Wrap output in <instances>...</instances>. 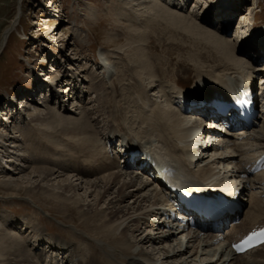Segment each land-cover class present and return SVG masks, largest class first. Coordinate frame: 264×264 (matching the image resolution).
Masks as SVG:
<instances>
[{
  "label": "bare ground",
  "instance_id": "bare-ground-1",
  "mask_svg": "<svg viewBox=\"0 0 264 264\" xmlns=\"http://www.w3.org/2000/svg\"><path fill=\"white\" fill-rule=\"evenodd\" d=\"M200 2L204 3L203 0H200ZM220 3L219 5L226 7L225 10L220 12L214 11V17L219 19L217 23L213 22L212 19L210 20L208 16L196 14V12L193 15H184L186 11L183 12V10L189 5L187 0H165L151 5L146 3L148 9L147 7H141V5L137 6L140 7L137 9L138 11L142 9L143 11L144 9L150 11V13L146 12L148 13L147 16L144 15L145 13L141 15L145 16L142 19L143 22L138 19L141 24L143 23L148 28L152 24H157L165 31L173 32L174 35L175 33L181 34V38L186 37L188 41H191L194 52L189 56V60L194 63L193 68L197 71L196 73H199L198 69L207 68L201 65L199 68L196 66L206 59L217 63L216 68L214 67L215 70L204 71V74L192 82L194 85L191 90H187L179 82V78L172 73L175 65L172 64L173 59L169 58V55L165 62L154 60V63H151L147 57L148 51H143L142 46H136V42L139 45L144 44L147 46L149 44L148 36H145V38L142 32L134 37L135 40L134 38L126 40V50L123 52H128L126 60L127 63H132L130 68L133 72L127 71L116 78L117 84L122 83L123 88L118 91L119 88L117 89L116 84L110 88L111 90L107 86L94 87L95 92L100 87L106 89V91L110 90V92H106V98L103 102H97L101 105V110L93 111L94 113L83 110V116L79 117L78 113L76 114V112L70 110L61 112V109L57 111L55 108H51L45 113V116L40 117L41 115L37 112L39 111L38 106H42V110H46V101L49 98L52 100V95H49L51 91L45 89L47 95H41L40 101L37 105H34L36 112L29 114L28 117L32 123L37 122L41 124L40 127L48 131L47 136L54 139V142L50 143L51 147L55 148L63 145V163L58 166L56 161L57 164L53 167L55 169L58 167L61 171L46 167H31V173L25 177L20 173L22 170L15 175L10 171L8 175L0 176V188L12 191L8 195L10 198L18 197L16 193L21 191L29 195L33 193L32 197L35 195L34 191L37 190L39 195L42 196L41 198L50 200L52 203H61V205L68 208H75L78 214L84 215L83 217L88 215L90 218L96 219L98 223L94 225V235L100 239L96 241L101 243L97 242L92 246L84 236L75 234L74 241H82L87 249L71 251L68 242L63 243L53 240L55 238H50L57 246L53 247L52 245L50 248L52 257L46 260L47 258L42 256L45 254V250H49V247H42V245H45L41 242L43 235L40 236V239L38 235L34 240L38 241L36 242L37 245L32 244L33 247L29 249L31 238L23 236L26 230L23 227L19 229L14 228V226L12 228L8 224L9 220L6 223L4 218H0V264H58V262H62L61 264H264V246L246 255L235 257L228 250L222 249L223 244L213 242L216 236L192 234L187 239L186 234L181 235L177 232V228L168 230L167 223L162 222L161 218L157 219L158 208L165 209L168 204L165 197L162 196V192L148 180L140 177V171L135 174L133 172L128 173L126 169L122 168L123 163L120 162L118 157L112 151L109 155L107 150V145L111 144L115 138H119V143H124L130 149L143 146L161 160L173 163L175 169L182 172L183 175L185 174L189 181L201 188L225 189L229 183L234 182V188L238 185L239 192L245 194L248 191L247 180L241 178V172L234 164L235 158L233 157L237 155V158H239L246 152H250L251 154L247 156L248 159H252L257 152L264 151V123H262L259 131L250 132L244 141L236 144L235 148L229 152V149L218 142L217 144L209 143L205 142L203 136L197 137L195 133L199 132L201 128L196 130V126H200V124L194 122V119L198 117H192L195 116L192 114L186 116L182 108L176 107L174 100L179 90L196 94L195 90L198 89L202 95H210L215 90H219L223 94L238 91L239 83L241 85L246 84L253 77L259 76L258 66L260 64L264 66V38L262 35L253 40L254 43L253 41L247 42V38H245L242 44H248L246 48L245 46L238 47L233 42L226 40L229 28H232L231 19L238 12V7L235 0H222ZM207 7L206 5L204 9H207ZM221 7L218 6V9ZM202 8L203 6L200 7V9ZM227 25L230 27H227ZM12 27L3 32L0 49L5 47ZM152 30H155V27H152ZM214 30L221 35H218ZM119 41L116 39L110 41L109 44L116 45ZM171 46L174 47L175 45ZM174 48H178L179 51L182 50V46L179 45ZM251 54L254 56L263 55L261 57L263 60H254ZM123 62L122 60L121 63L123 64ZM179 62L181 63V61ZM102 63L104 73L108 75L111 70L110 62L105 60ZM123 65L125 66V64ZM254 65L257 67L256 69L251 67ZM244 70L247 71V77H244V74H246ZM146 74L149 77H147L148 82L145 85L143 81ZM166 79L173 82L175 86V90L170 93L165 91V87H161L162 80ZM238 79L239 83H237ZM74 83V79L71 78L66 82L67 88L56 93L62 94L61 98L63 99L65 97L72 98L68 86L71 87L72 91L75 88ZM229 83H232V86ZM52 85H49L50 88ZM148 86H150L151 92L153 89L158 90V98L163 100L166 103L165 105L159 106L155 102L153 108L152 100H150L146 90ZM118 93L125 105L126 123L124 122L125 127L121 126L120 128L124 131L123 134L121 132L116 133L113 128L98 130L95 115L98 117L105 116L108 123H112L117 117L114 114L115 112L108 109V107L118 108V103L113 102L114 107L109 105L112 103V97H116ZM58 94H56L54 100L56 103H62ZM64 94H66L65 97ZM30 106L27 101H22L20 104L21 109ZM100 112H103V115ZM14 113L13 110L7 108L1 121L10 122L15 115ZM63 113L65 114L62 115ZM0 129L1 132L6 133L3 128L0 127ZM213 129L218 133H223L218 127H213ZM211 133L216 134L213 130H211ZM222 136L221 139L223 140H233L226 134H222ZM13 137L16 136L13 135ZM134 141L138 142V146L134 144ZM2 145L0 153L4 155L3 153L6 152L7 161L2 164V168L0 166L1 170L7 168L5 166L13 160L14 156H21L18 155L19 147L17 148L14 141L12 142L13 149L11 148V151L7 152L4 144ZM35 145L38 146V150L45 152L44 145ZM48 151L50 153V148ZM208 157L210 158L208 159ZM241 162L242 160H240ZM24 167H26L25 164L21 166V168ZM66 173L71 176V180L73 179L76 184L71 183L67 180L68 178L57 181L55 184V180L65 176ZM16 175L21 177L16 179ZM138 178L142 180L137 181ZM263 181L264 173L255 176L252 180L251 188L259 186L255 189H260V191L250 197L249 208L245 211L243 221L237 227L236 233L250 229L256 224H264V199L261 198V196H264V185H261ZM41 183H45L46 186L44 187ZM81 189L84 190L86 195L88 194V198L92 196L91 201L87 204L86 212L84 211L85 205L82 204L84 200L78 193ZM128 195L132 196L130 203L125 201ZM91 202L92 204L89 205ZM84 219L86 220V218ZM6 224L9 226L8 229H6ZM36 229L35 227L34 231ZM40 242L41 245L39 246ZM55 251L64 252L65 254L63 257H59L53 253Z\"/></svg>",
  "mask_w": 264,
  "mask_h": 264
},
{
  "label": "rangeland",
  "instance_id": "rangeland-1",
  "mask_svg": "<svg viewBox=\"0 0 264 264\" xmlns=\"http://www.w3.org/2000/svg\"><path fill=\"white\" fill-rule=\"evenodd\" d=\"M163 1L165 0H0V41L3 32L13 26L4 45L5 47L0 49V112L4 108H10L15 112L13 119L8 123L1 121L4 115L0 117V127L6 132H1L2 130L0 129V149L3 146L2 144H4L6 151H11L13 149L12 142L14 141L17 148L19 147L18 155H21L14 156L13 160L5 166L7 167L6 169L3 168V171L0 169V176L8 175L10 171L15 175L22 170L20 173L25 177L31 173V167H46L55 171L60 170L58 167L57 169L53 167L57 164L56 161L58 162V166L63 163V145L55 148L51 147L50 143H53L54 139L47 136L48 131L40 127L41 124L37 122V124L32 123L28 115L36 112L34 105H37L38 101H40L41 95H47L48 90L52 92H49V95H52V100L49 98L46 101V110H42V106H38L39 111L37 112L41 115L40 117L45 116V113L51 108H55L57 111L61 109V112L70 110L71 112H76V114L78 113L79 117L83 116V110H89L92 113H94L93 111L101 110L102 107L98 103L103 102L106 98L105 94L110 92V88L115 84L117 89L119 88L118 91L123 88L122 83L117 84L116 78H119L127 71L133 72L132 68H130L132 63H127L126 60L128 52L123 51L126 50V40L136 37L140 32L143 33L144 37L148 36L147 40L149 44L147 46L144 44L139 45L136 42V46H142L143 51H148V56L147 54L146 56L151 63H154V60L165 62L169 55V58L173 59L172 64L175 65L172 73L175 74V77L179 78V82L184 87H188L190 83L196 81L197 77L204 74V71L215 70L217 63L206 59L196 66L199 68L201 65L207 68L202 70L197 68L199 73H196L197 71L193 68L194 63L189 60V56L194 52V47H191V41H188L186 37L181 38V34L175 33L174 35L173 32L165 31V29H162L157 24H152L149 28L143 25V23L141 24L143 22L142 19L145 17L141 15L145 13L144 15L147 16L150 13L149 10L147 11L148 4L146 3H150L151 5L152 3ZM187 1L189 5L183 10V12L186 11L184 15L187 16L193 15L196 12V14H204L214 19V11H222L221 8L219 10L217 6L211 5V0H203L204 3H201L200 0ZM235 1L238 12L231 19L232 28H229L226 40L231 43L233 42L238 47L245 46L246 48L248 44H242L245 38H247V42H252L261 35L264 38V0ZM205 4H209V10L204 9ZM138 5L144 8L147 7V9L138 11L137 9L140 8L137 7ZM201 6H203L202 9H200ZM138 19L142 21L139 22ZM152 27H155V30H152ZM227 27L230 26L227 25ZM214 31V34L216 32L218 35H221L219 32ZM116 39L120 40L116 45L113 43L109 44L110 41ZM171 45L182 46V50L179 51L178 48H174L175 46ZM256 56L263 57V55ZM105 60H108L111 65L108 75L104 73L102 68V62ZM122 60L125 66L121 63ZM178 61H181V63H178ZM251 67L257 68L255 65ZM244 72L246 73L247 71L244 70ZM247 76V73L244 74V77ZM147 77L149 76L146 74L143 81L145 85L148 82ZM71 78L75 81V88L71 92L72 98H66V94H64L65 99H63L61 98L62 94L56 92L67 88L65 81ZM51 84L53 85L50 88L49 85ZM161 84L162 88L165 87L166 92L170 93L175 90L173 82L167 79L162 80ZM96 86H107L110 90L106 91V89L100 87L95 92L94 87ZM191 86L188 88H191ZM149 87L146 90L148 91L147 94L150 100H152L153 108L155 102L159 106L165 105L166 103L158 98V90L153 89L151 92ZM56 94H58L62 103H56L54 100L55 96H57ZM121 100L118 93L116 97H112V103L109 104L112 107H114L113 102L119 105L117 109L116 107H108L117 116L112 123H108L105 116H94L98 130L113 128L116 133L121 132L123 134L124 131L120 128L121 126L125 127L126 119L124 114L125 105ZM22 101H27L31 106L21 109L20 104ZM100 113L103 115V112ZM257 130L259 131V129ZM13 135L16 137H13ZM56 143L57 141L55 145ZM137 143L134 141L135 145ZM35 144L44 145L43 149L45 152L38 150V146ZM47 147L48 149L50 148V153L48 149L46 150ZM3 154L1 155L0 153L1 168L2 164H5V161H7L6 152ZM15 159L18 160L16 161ZM21 160L22 162H20ZM24 164L26 167L21 168ZM127 172L132 173L129 170ZM20 177V175L15 176L16 179ZM70 177L66 173L65 176L56 179L55 184L57 181L65 180V178H68L67 180L71 183L76 184ZM139 180L142 179L138 178L137 181ZM41 184L44 187L46 186L45 183ZM23 186L25 185L23 184ZM11 193L12 191L0 188V218H4L6 223L9 220L8 224L12 228L14 226V228L19 229L23 227L26 230L23 236L31 238L29 249L33 247L32 244L34 246L37 245L36 242L38 241H34L36 237L39 235L40 239V236L43 235L41 242L45 243V245H42V247H49L48 251L45 250V254L43 251L44 255L42 257L47 258L46 260L52 257L50 248L52 245L53 247L55 246L50 238H55L53 240L63 243L68 242L70 245L68 247L71 251L87 249L85 243L83 244L82 241H74L75 234L84 236L92 246L94 243H101L96 241L100 239L94 235V225L98 223L96 219L90 218L88 215L83 217L84 215L78 214L75 208H68L61 205V203H52L50 200L41 198L42 196L39 195L37 190L34 191L35 195L32 197L33 193L29 195L21 191L16 193L18 197L10 198L8 195ZM78 193L84 200L82 204L85 205L84 211L86 212L87 204L91 201L92 196L88 198V194L86 195L82 189ZM126 198V203H130L132 196L128 195ZM91 204L92 202L89 205ZM248 207L245 208V211ZM8 224H6V229L9 228ZM35 227L37 229L34 231ZM33 236L35 237L32 238ZM53 253L59 257H63L65 254L60 251ZM61 263L58 262V264Z\"/></svg>",
  "mask_w": 264,
  "mask_h": 264
},
{
  "label": "snow or ice",
  "instance_id": "snow-or-ice-1",
  "mask_svg": "<svg viewBox=\"0 0 264 264\" xmlns=\"http://www.w3.org/2000/svg\"><path fill=\"white\" fill-rule=\"evenodd\" d=\"M253 240H259L260 243H264V229H261L259 232H253L244 243L248 244L251 243ZM239 247L240 246H238V249Z\"/></svg>",
  "mask_w": 264,
  "mask_h": 264
}]
</instances>
